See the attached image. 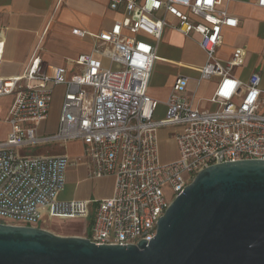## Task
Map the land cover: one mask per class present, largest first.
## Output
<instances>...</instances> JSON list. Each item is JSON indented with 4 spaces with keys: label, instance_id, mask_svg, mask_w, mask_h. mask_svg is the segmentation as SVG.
Returning <instances> with one entry per match:
<instances>
[{
    "label": "built area",
    "instance_id": "built-area-1",
    "mask_svg": "<svg viewBox=\"0 0 264 264\" xmlns=\"http://www.w3.org/2000/svg\"><path fill=\"white\" fill-rule=\"evenodd\" d=\"M230 0H111L122 12L111 30L98 34L73 30L94 40L89 54L69 60L72 70L51 66L33 53L21 75H1L6 42L0 40V98L12 97L5 119L10 130L0 141V224L38 227L49 219H87V237L96 245H137L157 234L158 221L197 174L214 165L264 160V113L259 73L247 82L232 71L244 64L245 47L228 61L217 58L223 30L239 19L225 4ZM258 4L264 7V0ZM172 16L177 23L168 22ZM173 29L200 36L207 55L202 79L218 78L216 111L194 108L185 96L188 79L178 78L158 119L160 102L148 95L158 58L154 41ZM154 40V41H153ZM102 58L109 60L106 65ZM63 87L56 133L40 136L50 115L55 89ZM178 128L180 157L160 162L158 132ZM81 141L90 176H114L111 198L61 201L65 172L81 158L26 156L21 149L55 142Z\"/></svg>",
    "mask_w": 264,
    "mask_h": 264
},
{
    "label": "crops",
    "instance_id": "crops-1",
    "mask_svg": "<svg viewBox=\"0 0 264 264\" xmlns=\"http://www.w3.org/2000/svg\"><path fill=\"white\" fill-rule=\"evenodd\" d=\"M258 1L230 0L225 4L228 12L239 19V26L223 30V41L217 50V58L228 61L237 48L245 47L244 64L235 68L232 74L243 82H247L254 73L261 75V112L264 113V7ZM110 2L111 0H0V40L6 42L1 75L5 78L21 75L37 48L45 63L71 71L73 68L69 60L91 53L94 44L93 39L75 35L73 30L92 34L111 30L122 17V12L110 9ZM167 20L172 24L177 23L172 16H168ZM199 40L200 36L197 34L186 37L170 28L164 31L161 40H153L158 58L153 68L148 95L160 102L156 112L158 119L166 115L165 103L178 78L188 79L185 96L194 108L208 111L219 109V105L211 101L215 96L218 78L202 79L198 72L207 62V55L200 47ZM102 61L109 64V60L105 58ZM58 90L62 102L63 87L55 89L54 98ZM10 106L11 103L8 102L4 108L0 107V126L7 125V134L10 126L5 119ZM51 113L52 109L49 118L38 129L40 136H49L58 130L60 110L56 117H51ZM179 131L178 128H165L158 132L161 137L168 133L172 147L169 157L161 155L163 164L173 163L180 157L175 139V134ZM34 150L31 156L81 158L77 166L68 168L65 172V191L59 196L61 201H99L114 195L116 178L90 176L81 141L42 144L34 147ZM56 219L58 220L48 218L43 224L73 223L83 226L84 220Z\"/></svg>",
    "mask_w": 264,
    "mask_h": 264
},
{
    "label": "water",
    "instance_id": "water-1",
    "mask_svg": "<svg viewBox=\"0 0 264 264\" xmlns=\"http://www.w3.org/2000/svg\"><path fill=\"white\" fill-rule=\"evenodd\" d=\"M0 264H264V160L199 172L137 245L0 224Z\"/></svg>",
    "mask_w": 264,
    "mask_h": 264
},
{
    "label": "rangeland",
    "instance_id": "rangeland-1",
    "mask_svg": "<svg viewBox=\"0 0 264 264\" xmlns=\"http://www.w3.org/2000/svg\"><path fill=\"white\" fill-rule=\"evenodd\" d=\"M10 102L12 103V97H5L0 99V107L4 108L5 105ZM60 105H61V99H60V93L59 90L56 93V96L53 101V106H52V113L51 117H56L58 114V111L60 110ZM168 134V133H167ZM165 134L164 137H161V134L158 136V143H159V154H160V162L161 161V155L162 156H167L169 157L171 155V145H170V140L168 138L170 137L169 135ZM7 125H1L0 126V139H2L4 136H7ZM34 148H28V149H21L20 153L26 155V156H31L32 152H34ZM163 164V163H162ZM93 218V213H90V216L87 219L83 220V226L79 224H73V223H65V224H55V223H45L43 224V227L45 230H48L56 235L60 236H77V237H87V234L89 233V228L90 224L92 222ZM48 220V218H46ZM58 220V219H55Z\"/></svg>",
    "mask_w": 264,
    "mask_h": 264
}]
</instances>
